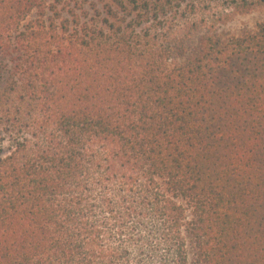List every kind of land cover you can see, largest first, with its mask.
I'll use <instances>...</instances> for the list:
<instances>
[{
  "label": "trees",
  "instance_id": "trees-1",
  "mask_svg": "<svg viewBox=\"0 0 264 264\" xmlns=\"http://www.w3.org/2000/svg\"><path fill=\"white\" fill-rule=\"evenodd\" d=\"M206 2L0 0V264H264V23Z\"/></svg>",
  "mask_w": 264,
  "mask_h": 264
},
{
  "label": "rangeland",
  "instance_id": "rangeland-1",
  "mask_svg": "<svg viewBox=\"0 0 264 264\" xmlns=\"http://www.w3.org/2000/svg\"><path fill=\"white\" fill-rule=\"evenodd\" d=\"M241 2V0H239ZM226 0H207L206 14L208 18L205 21H199L198 29H191L190 39H188L187 47L189 51L194 50L200 38L209 32H217L222 38H232L240 36L246 32L256 31L260 24L264 23V0H249L247 5L241 3L235 11H231L227 6ZM220 15L223 21H218ZM198 32V33H197ZM193 34V35H192ZM154 222L148 221L147 228L137 230L138 235L142 238V244L152 246L157 241V236H153ZM194 251L191 248V261L193 262ZM163 254V252H162ZM150 264H159L158 259L153 260Z\"/></svg>",
  "mask_w": 264,
  "mask_h": 264
}]
</instances>
